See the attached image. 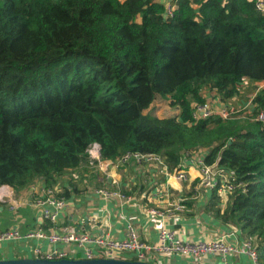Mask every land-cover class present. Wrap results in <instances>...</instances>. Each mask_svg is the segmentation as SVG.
I'll use <instances>...</instances> for the list:
<instances>
[{
    "label": "trees",
    "instance_id": "16d2710c",
    "mask_svg": "<svg viewBox=\"0 0 264 264\" xmlns=\"http://www.w3.org/2000/svg\"><path fill=\"white\" fill-rule=\"evenodd\" d=\"M172 4L165 17L159 0H0V188L42 181L69 199L79 185L63 176H99L94 144L103 160L157 154L171 170L207 149L205 162L241 184L208 208L264 264V124L193 118L206 92L227 104L245 80L264 83V16L253 0ZM159 98L178 114H147ZM254 104L264 108V90Z\"/></svg>",
    "mask_w": 264,
    "mask_h": 264
},
{
    "label": "crops",
    "instance_id": "0c3cea01",
    "mask_svg": "<svg viewBox=\"0 0 264 264\" xmlns=\"http://www.w3.org/2000/svg\"><path fill=\"white\" fill-rule=\"evenodd\" d=\"M264 90V83H251L245 80L238 96L227 104L242 106L247 104ZM212 97L207 102L222 103L214 92H206ZM95 170L99 176L91 180L89 175L79 176L77 172H69L61 178L65 182L77 178L79 192L67 199V208L59 220L52 224L43 220L35 207V200L41 190L46 187L42 181L17 193L9 186L0 188V233L11 228H18L22 234L44 231L46 233H62L63 228L70 227L78 233L110 236L123 240L127 237L128 226L134 225L142 240L156 242L163 225L174 231L181 238L191 241L217 239L233 232L240 242L246 237L233 225L225 224L208 208L214 191L199 187L200 172L192 160L205 157L208 150L201 149L193 154L185 155L182 169L171 170L162 157L164 164L131 162L125 166H117V161L103 160L100 146H93ZM183 171L188 181L178 182V188L170 180V174ZM99 189L118 191L130 198L128 202L113 198L105 199L96 193ZM2 196V197H1ZM184 209L175 210L177 204ZM224 208L225 203L221 202ZM159 210L163 217L152 215L149 211ZM231 242L233 237L228 238ZM74 246L63 243L51 245L46 239L27 238L15 242L0 243V260L39 258L52 250L68 251ZM76 249V248H75ZM39 250L41 255H37ZM81 254V251L77 253ZM128 256H126L127 258ZM230 264H251L245 254L229 258ZM172 264H195L193 260L176 257ZM201 264H222L220 256L206 257Z\"/></svg>",
    "mask_w": 264,
    "mask_h": 264
},
{
    "label": "built area",
    "instance_id": "2783aa9c",
    "mask_svg": "<svg viewBox=\"0 0 264 264\" xmlns=\"http://www.w3.org/2000/svg\"><path fill=\"white\" fill-rule=\"evenodd\" d=\"M257 11L264 16V0H253ZM165 17H172L175 6L172 0L166 5ZM255 98V97H254ZM254 98L247 104L235 106L232 104L206 102L195 107L193 118L195 121L208 119L212 116H218L223 120L251 119L264 124V108L255 110ZM95 145V144H94ZM88 151L93 156V146ZM98 145V144H96ZM193 154V153H191ZM186 155H190L186 154ZM195 154H193L194 156ZM91 159V158H90ZM117 166H125L131 162L159 163L164 164L162 157L157 154H142L138 152H127L117 160ZM192 162L198 167L200 172L199 187L212 190L217 193L221 202H226L241 184H236L232 173L218 166V164L209 165L205 162V157H195ZM91 165L95 167L94 160L91 159ZM170 177L182 183L188 181V175L183 171L170 174ZM58 190L55 188L44 187L35 200V207L40 212L43 220L55 224L63 211L67 208L66 198L57 196ZM98 195L105 199L118 198L128 202L130 198L118 191L109 189H99ZM2 197V196H1ZM184 209L183 204H177L175 210ZM152 215L163 217L159 210L149 211ZM233 237L230 242L228 238ZM27 238L46 239L51 245L63 243L66 246H74L68 251L52 250L39 258L45 259H72L81 255V259L109 258V259H135L137 261L149 262L155 264H172L176 257L193 260L195 264L201 262L209 256H220L222 264H230L229 258L245 254L249 257L251 264H261L258 252L251 239H245L243 242L231 232L217 239L204 241H191L178 236L174 231L163 225L160 228L158 240L156 242H147L142 240L134 225L128 226L127 237L123 240L112 239L110 236L90 235L88 233H78L70 227H65L62 233L36 232L24 235L18 228H11L0 233V243L21 241ZM81 251V254L77 253ZM37 255H41L39 250H35ZM129 254V258H126Z\"/></svg>",
    "mask_w": 264,
    "mask_h": 264
},
{
    "label": "water",
    "instance_id": "95a60500",
    "mask_svg": "<svg viewBox=\"0 0 264 264\" xmlns=\"http://www.w3.org/2000/svg\"><path fill=\"white\" fill-rule=\"evenodd\" d=\"M175 186L180 188L174 178L170 179ZM0 264H155L149 262H142L129 259H109V258H95V259H45V258H24L12 260H0Z\"/></svg>",
    "mask_w": 264,
    "mask_h": 264
},
{
    "label": "rangeland",
    "instance_id": "374dc122",
    "mask_svg": "<svg viewBox=\"0 0 264 264\" xmlns=\"http://www.w3.org/2000/svg\"><path fill=\"white\" fill-rule=\"evenodd\" d=\"M160 2L164 3L165 5L171 0H159ZM138 22H141V16H138ZM206 96L210 99L212 95L206 94ZM147 114L151 116H156L158 118H166L170 116H175L178 114V110H175L169 106L168 100L164 98L157 99L151 109L147 111ZM235 229H237L235 227ZM127 258H129V254H127Z\"/></svg>",
    "mask_w": 264,
    "mask_h": 264
}]
</instances>
